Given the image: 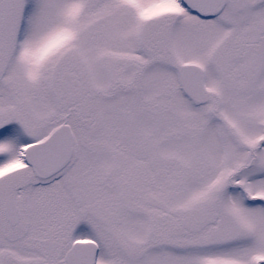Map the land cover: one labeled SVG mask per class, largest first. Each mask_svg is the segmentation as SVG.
<instances>
[{"label":"snow or ice","instance_id":"obj_1","mask_svg":"<svg viewBox=\"0 0 264 264\" xmlns=\"http://www.w3.org/2000/svg\"><path fill=\"white\" fill-rule=\"evenodd\" d=\"M0 264H264V0H0Z\"/></svg>","mask_w":264,"mask_h":264}]
</instances>
